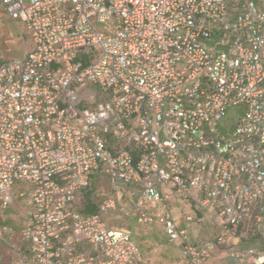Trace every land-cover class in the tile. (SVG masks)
<instances>
[{
	"label": "built area",
	"instance_id": "2783aa9c",
	"mask_svg": "<svg viewBox=\"0 0 264 264\" xmlns=\"http://www.w3.org/2000/svg\"><path fill=\"white\" fill-rule=\"evenodd\" d=\"M0 3L32 42L0 62V218L29 207L19 263L147 264L108 225L119 213L190 264H264V0ZM96 173L111 189L87 213ZM171 200L206 212L186 222L211 215L213 239Z\"/></svg>",
	"mask_w": 264,
	"mask_h": 264
},
{
	"label": "rangeland",
	"instance_id": "374dc122",
	"mask_svg": "<svg viewBox=\"0 0 264 264\" xmlns=\"http://www.w3.org/2000/svg\"><path fill=\"white\" fill-rule=\"evenodd\" d=\"M30 45L31 40L26 34L25 24L20 20L12 19L0 3V62L20 57L25 47ZM235 112L231 109L224 123H232L236 116ZM93 185L94 200L99 198L98 193H108L111 189L109 179L104 174H94ZM123 201H125L124 198L121 199V202ZM28 214L27 203L22 199H17L0 218V264H23L19 261L24 254H27L28 246L21 241L20 232ZM106 221L110 227L132 232L141 251L146 254L149 264H190L168 241L167 236L162 234L160 224L139 223L119 213L109 214ZM204 228L208 233V238L212 237L217 230L214 219H206ZM220 264H224V261Z\"/></svg>",
	"mask_w": 264,
	"mask_h": 264
},
{
	"label": "crops",
	"instance_id": "0c3cea01",
	"mask_svg": "<svg viewBox=\"0 0 264 264\" xmlns=\"http://www.w3.org/2000/svg\"><path fill=\"white\" fill-rule=\"evenodd\" d=\"M31 46H32V42H31L30 46L25 47L23 54L27 49L31 48ZM171 203L173 206L174 215H175L176 220L178 221L180 226L188 229L189 235L193 240H196L197 242L202 243V242L213 239L215 234L212 237L208 238V233L205 232V228H204V224H205L206 219H213V217L211 215H207V218L205 219L204 222H196L195 221V222L189 223V222L185 221V217H184L185 213L196 212L198 214H206V212L202 209H196V207L192 203H187L183 206H179L173 200H171ZM198 224H200V225H198ZM160 231L162 232V234L166 235L164 233L163 227L161 225H160ZM140 251H141V249H140ZM141 253H142L144 260H146L147 264H149V261H148V259H146V254L144 253V251L143 252L141 251ZM222 261H224V264H226L225 260H222Z\"/></svg>",
	"mask_w": 264,
	"mask_h": 264
},
{
	"label": "trees",
	"instance_id": "16d2710c",
	"mask_svg": "<svg viewBox=\"0 0 264 264\" xmlns=\"http://www.w3.org/2000/svg\"><path fill=\"white\" fill-rule=\"evenodd\" d=\"M93 188H94V185L92 186V189L90 191H88L87 193H85V196H84V199L82 201V208L85 212L87 213H94L97 211V208H98V205H99V202L101 201V197L97 198V200H94L93 199V195L92 193L93 192ZM168 239V238H167Z\"/></svg>",
	"mask_w": 264,
	"mask_h": 264
}]
</instances>
